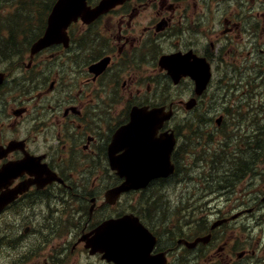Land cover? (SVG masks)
<instances>
[{
	"label": "flooded vegetation",
	"instance_id": "af4514ba",
	"mask_svg": "<svg viewBox=\"0 0 264 264\" xmlns=\"http://www.w3.org/2000/svg\"><path fill=\"white\" fill-rule=\"evenodd\" d=\"M68 34L67 45L0 64V264H113L80 241L139 215L134 193L106 200L119 181L114 135L135 109L166 107L172 121L207 115L199 109L220 83L222 118L257 136L256 158L234 162L224 187L181 191L174 229L160 213L150 229L153 254L167 264H264V0H130ZM195 57L212 73L200 97L187 72ZM172 121L159 135H183Z\"/></svg>",
	"mask_w": 264,
	"mask_h": 264
},
{
	"label": "water",
	"instance_id": "95a60500",
	"mask_svg": "<svg viewBox=\"0 0 264 264\" xmlns=\"http://www.w3.org/2000/svg\"><path fill=\"white\" fill-rule=\"evenodd\" d=\"M86 1L59 0L50 20L52 25L59 22L61 27H65L80 16L86 17L88 21L96 19L124 0H103L98 7L92 10L86 8ZM59 37L60 33L52 35V32L46 36L50 39L49 43L57 41ZM198 83L201 85V81ZM151 128H155L153 119L146 118L144 125L139 130L142 133L138 136L139 145L133 141L129 145L132 134H126L127 128L115 136V150L119 142L125 141L124 147L130 153L124 159L113 160L114 168L119 171V175L126 178L124 183L110 191L116 198L124 192L146 188L151 180L169 177L175 172L171 163L175 145L174 138L167 136L153 142L150 139L153 134ZM104 229L99 234L95 250L105 252L106 256L104 257L109 261L114 260L116 264H157L150 256L154 240L137 218L125 216L107 224Z\"/></svg>",
	"mask_w": 264,
	"mask_h": 264
},
{
	"label": "rangeland",
	"instance_id": "374dc122",
	"mask_svg": "<svg viewBox=\"0 0 264 264\" xmlns=\"http://www.w3.org/2000/svg\"><path fill=\"white\" fill-rule=\"evenodd\" d=\"M4 0H0V3H3ZM4 8H1V4H0V18L1 16H3V13H1V11L3 10ZM217 9L218 7L216 6L215 7V13H217ZM223 9L224 7L221 6L220 7V10L222 11L223 13ZM254 16H256V14L254 13L253 14ZM263 45H264V39H263ZM264 48V46H263ZM247 57V56H245ZM245 62H247L246 59H243L241 61H239V64L240 63H243L245 64ZM219 105L221 106L222 103H219ZM206 107V105H202L201 108H204ZM207 123H210L211 124V127L209 129L215 131V133L217 134L216 136H214L215 138V141L218 142L221 141V140H224V138L229 142V148L232 146V144H235L237 142H241L242 139L239 137V136H245V135H239L237 138H236V142L233 141L232 139V136H233V132H232V135L227 132L226 134H224V127L223 129H218L216 123H215V120L213 122H210V120H207ZM173 125H175V122L173 123ZM190 136V139L191 140V135ZM217 144L214 145V149L211 151V154H210V157L208 158V161L211 162L212 158H213V155L214 154H218L219 152L215 149L217 148ZM193 145V143H192ZM219 149V148H218ZM224 163V161L218 163L219 167L221 168L222 164ZM197 169H192V172H196ZM178 180H172L170 183H166L164 184L163 186H156L155 188L153 187L150 191H158L161 194V198L159 197L157 200H156V209H162L163 211V214H164V218H165V221L167 223V228H171V229H174V225H175V220H176V213H175V207H177V202H176V197L179 195V192L181 190H193V184L192 183H183L182 184V188L180 189L178 187V184H177ZM165 187V189H164ZM185 189H184V188Z\"/></svg>",
	"mask_w": 264,
	"mask_h": 264
},
{
	"label": "trees",
	"instance_id": "16d2710c",
	"mask_svg": "<svg viewBox=\"0 0 264 264\" xmlns=\"http://www.w3.org/2000/svg\"><path fill=\"white\" fill-rule=\"evenodd\" d=\"M246 153H247L246 160H252V159L256 158V155H255L256 150L254 148H252L251 146L246 148ZM240 159H242V158H240ZM149 206H151V205H149Z\"/></svg>",
	"mask_w": 264,
	"mask_h": 264
},
{
	"label": "bare ground",
	"instance_id": "6f19581e",
	"mask_svg": "<svg viewBox=\"0 0 264 264\" xmlns=\"http://www.w3.org/2000/svg\"><path fill=\"white\" fill-rule=\"evenodd\" d=\"M250 133V132H249ZM259 138H261V137H259ZM252 165V164H251ZM219 186V185H218ZM223 188V187H222ZM216 190V189H215ZM232 191V190H231ZM228 192V191H227ZM213 194V193H212ZM226 198V197H225ZM211 203V202H210ZM211 205V204H210ZM217 206V205H216ZM190 213V212H189ZM256 220V219H255ZM255 223V222H254ZM256 224V223H255ZM250 232V231H249ZM256 234V233H255ZM249 236H250V234H249Z\"/></svg>",
	"mask_w": 264,
	"mask_h": 264
}]
</instances>
